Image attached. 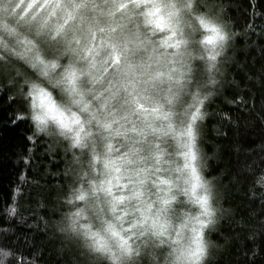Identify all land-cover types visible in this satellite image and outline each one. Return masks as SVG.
<instances>
[{
  "label": "clouds",
  "instance_id": "clouds-1",
  "mask_svg": "<svg viewBox=\"0 0 264 264\" xmlns=\"http://www.w3.org/2000/svg\"><path fill=\"white\" fill-rule=\"evenodd\" d=\"M235 36L223 0H0V83L65 156L70 264H214L227 210L201 122Z\"/></svg>",
  "mask_w": 264,
  "mask_h": 264
},
{
  "label": "trees",
  "instance_id": "trees-1",
  "mask_svg": "<svg viewBox=\"0 0 264 264\" xmlns=\"http://www.w3.org/2000/svg\"><path fill=\"white\" fill-rule=\"evenodd\" d=\"M223 3L236 36L223 85L201 122L213 157L209 175L227 210L212 234L223 245L214 264H264V0ZM22 111L13 88L0 83V246L31 264H70L72 253L52 227L67 183L65 156L16 119Z\"/></svg>",
  "mask_w": 264,
  "mask_h": 264
},
{
  "label": "snow or ice",
  "instance_id": "snow-or-ice-1",
  "mask_svg": "<svg viewBox=\"0 0 264 264\" xmlns=\"http://www.w3.org/2000/svg\"><path fill=\"white\" fill-rule=\"evenodd\" d=\"M157 11H159V9H157ZM202 23H203V21H202ZM158 26H159V22H158ZM205 26L207 27V25H205ZM212 30H213L214 33H216V36H220V38H223L222 35L215 28H213ZM207 39L211 42L213 39H215V37H208ZM117 59H118V57H117ZM230 103H231V101H230ZM48 108H49V111H53L54 110V105L49 104ZM197 111H199V110H197ZM195 118H196V116L194 114L193 119H195ZM16 119L17 120H23L24 117L23 116H17ZM189 134L191 135V131H190ZM192 158L195 159V156L193 155ZM193 173L195 174V169L194 168H193ZM261 182H264V178H261ZM14 211L15 210L13 209V212ZM12 259L16 261V264H31L30 261H26V259L24 257V254L22 252L14 253Z\"/></svg>",
  "mask_w": 264,
  "mask_h": 264
}]
</instances>
